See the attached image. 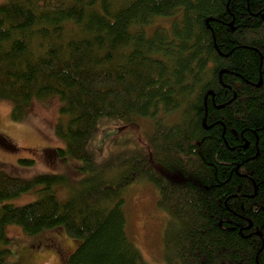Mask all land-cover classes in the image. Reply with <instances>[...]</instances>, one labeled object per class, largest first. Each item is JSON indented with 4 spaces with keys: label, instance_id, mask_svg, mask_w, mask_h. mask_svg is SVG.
Segmentation results:
<instances>
[{
    "label": "trees",
    "instance_id": "trees-1",
    "mask_svg": "<svg viewBox=\"0 0 264 264\" xmlns=\"http://www.w3.org/2000/svg\"><path fill=\"white\" fill-rule=\"evenodd\" d=\"M159 19H173L170 28L149 32ZM53 97L62 103L58 156L80 162L82 176L62 202V174L0 172V242L17 226L77 242L66 264H147L124 198L146 182L170 218L164 264H264V0L1 5L0 98L22 120L33 102ZM112 123L134 151L106 180L88 145ZM30 191L36 201L6 203ZM8 254L0 250V264Z\"/></svg>",
    "mask_w": 264,
    "mask_h": 264
},
{
    "label": "rangeland",
    "instance_id": "rangeland-1",
    "mask_svg": "<svg viewBox=\"0 0 264 264\" xmlns=\"http://www.w3.org/2000/svg\"><path fill=\"white\" fill-rule=\"evenodd\" d=\"M9 2L11 0H0V6ZM172 20L159 19L148 31L156 26L170 28ZM61 105L57 97L33 102L25 110L22 120H14L15 103L0 98V172L26 180L43 174H62L68 180V186L59 187L57 197L64 202L76 189V181L82 172L80 162H63L58 156V150L64 148V143L55 135ZM143 125L152 130L148 121ZM130 138L128 133L112 123L101 128L90 140L88 149L95 154V162L102 165L104 171L108 169L104 176L106 180H112L127 167L126 161L134 151L133 144L128 142ZM21 160L34 163L25 165ZM38 198L39 193L30 191L6 203L24 206ZM124 198L130 238L147 264H164L163 235L170 218L157 206V189L152 184L137 182L125 190ZM7 239V244L0 242V250L10 251L3 264H66L78 246L65 235L48 232L44 236H30L17 226L7 228Z\"/></svg>",
    "mask_w": 264,
    "mask_h": 264
},
{
    "label": "bare ground",
    "instance_id": "bare-ground-1",
    "mask_svg": "<svg viewBox=\"0 0 264 264\" xmlns=\"http://www.w3.org/2000/svg\"><path fill=\"white\" fill-rule=\"evenodd\" d=\"M54 176V175H53Z\"/></svg>",
    "mask_w": 264,
    "mask_h": 264
}]
</instances>
